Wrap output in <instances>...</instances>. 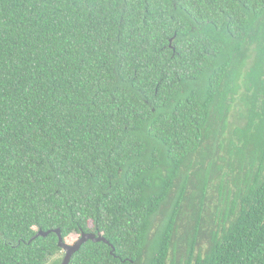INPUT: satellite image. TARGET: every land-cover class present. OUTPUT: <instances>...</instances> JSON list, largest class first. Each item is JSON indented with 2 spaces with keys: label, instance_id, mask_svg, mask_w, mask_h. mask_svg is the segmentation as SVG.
Here are the masks:
<instances>
[{
  "label": "trees",
  "instance_id": "trees-1",
  "mask_svg": "<svg viewBox=\"0 0 264 264\" xmlns=\"http://www.w3.org/2000/svg\"><path fill=\"white\" fill-rule=\"evenodd\" d=\"M56 228L111 244L69 264H264V0H0V264Z\"/></svg>",
  "mask_w": 264,
  "mask_h": 264
},
{
  "label": "water",
  "instance_id": "water-1",
  "mask_svg": "<svg viewBox=\"0 0 264 264\" xmlns=\"http://www.w3.org/2000/svg\"><path fill=\"white\" fill-rule=\"evenodd\" d=\"M51 231L55 232L57 234L58 245L64 251V256H63L60 264H69V260H70L71 256L80 248L81 244H83L87 240H91L93 242L102 241L104 243L111 245L109 243V241L105 237H103V235L101 233L96 234V233H91V232H81L80 235L75 239V241L72 244H67L62 240L60 230L58 228L53 229V230H48V231H43L40 229L35 233V235H33L31 237L30 240L34 239L37 236H46ZM112 250H113V248H112Z\"/></svg>",
  "mask_w": 264,
  "mask_h": 264
},
{
  "label": "rangeland",
  "instance_id": "rangeland-1",
  "mask_svg": "<svg viewBox=\"0 0 264 264\" xmlns=\"http://www.w3.org/2000/svg\"><path fill=\"white\" fill-rule=\"evenodd\" d=\"M236 98H238V96H236ZM233 110H234V108H232L231 113L233 112ZM230 120H232V117H231ZM177 191H178V187L177 186H174L173 187V196H175V194L177 193ZM171 203H169V205H164L162 207V209L158 212V214H156L153 217V221H152V224H151V229H150V232H149V235L151 237L156 232V229L161 226V223L163 222V220L165 218L166 210L171 206ZM183 210H184V212L190 211L188 209H183ZM183 220H184V218H183ZM183 222H185V220ZM181 233H182V226H181V228L179 227V230H178V233L177 234H181ZM78 236L79 235L73 234L71 237L75 240ZM178 244H179V247L181 248V251H183V249H184V246H183L184 245V241L183 240L182 241H179Z\"/></svg>",
  "mask_w": 264,
  "mask_h": 264
}]
</instances>
